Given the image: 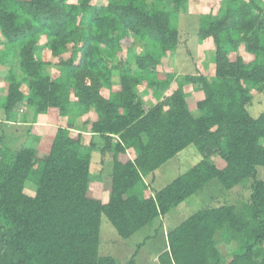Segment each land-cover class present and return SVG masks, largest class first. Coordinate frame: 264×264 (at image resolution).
Wrapping results in <instances>:
<instances>
[{"label":"trees","instance_id":"16d2710c","mask_svg":"<svg viewBox=\"0 0 264 264\" xmlns=\"http://www.w3.org/2000/svg\"><path fill=\"white\" fill-rule=\"evenodd\" d=\"M93 1L0 0V66L8 68L0 125L36 126L52 112L63 120L50 125L47 154L13 151L0 134V264H117L100 254L103 217L128 240L213 182L227 193L250 184V196L236 205L221 196L224 202L169 228L159 264H264V181L257 178L264 111L254 117L248 110L253 94L264 92V0H223L200 15L195 41L197 48L213 44V69L183 75L158 68L183 50L184 34L172 21L190 0ZM167 1L173 13L158 8ZM124 50L126 66L112 65ZM44 53L71 56L48 74ZM140 87L155 90V105ZM196 91L202 99L194 115ZM22 108L31 109L32 122ZM88 136V149L100 139L101 155L113 157L102 198L89 195L96 177L84 150ZM190 153L194 165L152 191L146 179ZM222 244L233 247L228 256Z\"/></svg>","mask_w":264,"mask_h":264},{"label":"rangeland","instance_id":"374dc122","mask_svg":"<svg viewBox=\"0 0 264 264\" xmlns=\"http://www.w3.org/2000/svg\"><path fill=\"white\" fill-rule=\"evenodd\" d=\"M222 1L223 0H190L189 3L179 11V14L173 18L172 23L184 34L183 37H181L182 43L184 44V46H182L183 50L173 57H168L165 60V68L159 67L158 71L163 70L167 72H175L178 75L193 74L195 68L199 66L204 72H206V70H209L210 73L212 72V63L214 62L213 44L205 41L197 48L198 42L195 41L197 39L195 35L199 28V16L220 9ZM146 2L151 5L153 1L146 0ZM93 4L95 6H105L108 2L107 0H94ZM158 8L163 11L174 12L173 3L168 1L158 4ZM186 35L190 36L189 40H185ZM191 39L194 40L192 43ZM45 42L46 39L40 40V44H44ZM130 42L132 47L138 50L139 54H142L140 43L135 41L133 37L130 38ZM189 49L192 51L191 53L188 52ZM4 50L6 51V48L0 46V52L2 53ZM240 53L246 60L249 59L243 49H241ZM70 56L71 53L62 58H59L56 54L52 53L46 54V57L42 56V59L46 61V72L48 74H53L58 70V65L61 62L66 61ZM77 56L78 55L76 54V57ZM127 56L128 55L124 50V52L120 53L114 61H111V64L115 65L119 61H122L126 66ZM7 70L8 68L6 66H0V107L5 102L6 82L3 77L6 76ZM114 74L117 75V70ZM138 93L149 107L157 103L155 90L153 91L145 87H140ZM169 94V92H166L165 96H169ZM253 95V100L251 106L248 107V110L252 116L258 117L264 111V92L261 94L255 93ZM191 97L189 100L191 111L196 115L198 112L196 111L195 104L202 99V94L199 91H196ZM22 113L27 115L28 122H32L33 113L31 109L22 108ZM17 115L19 118L21 114ZM54 117H57V115L55 112L54 114L52 112L47 118H38L40 122L36 125L37 127L30 123L27 125L14 123L13 125L11 124V126H9L10 124L4 123V125H0V134L7 133V137H5L7 140L6 144L11 147L13 151L19 150L22 147L30 146L36 147L40 154L48 153L50 143L55 133L49 126L61 125V122L63 121H60L58 117V119ZM92 117L93 116L91 115L90 118ZM80 121L83 122V119ZM35 127L39 134L37 139L32 133V130ZM34 140H39V143L36 145ZM94 142L96 145L95 148L88 149L90 137H85L84 150L91 151V172L96 177V181L91 185L92 190L90 189L89 195L94 198H102L104 197V194L109 192L113 157H111V152L106 153L104 156L101 155L100 152L104 148L103 141L97 139ZM191 153L188 157H186L185 154H181V156L171 160L168 164L151 174L146 181L150 185L152 191L170 185L175 179L186 173L196 162L192 159ZM257 170L258 180L264 181V168L259 167ZM250 191L251 188L249 184L245 187L239 186L231 193H227V191L223 190L217 182H213L207 189L204 188L197 195L171 211L167 217L164 219L161 218V220H156L152 225L144 228L128 240L120 238L108 219L103 217L100 234V254L114 258L117 261V264H128L133 256H135L134 264H159L158 254L166 244V233L169 228H175V226L182 221L206 206H217L218 203L220 204L222 201L224 202V199L220 198L221 196H224L226 199L228 198L230 203H233L234 205L239 202L242 204L243 201L249 198ZM220 248L224 255L227 256L229 251H232L233 249V247H230L229 249L226 244H222Z\"/></svg>","mask_w":264,"mask_h":264},{"label":"crops","instance_id":"0c3cea01","mask_svg":"<svg viewBox=\"0 0 264 264\" xmlns=\"http://www.w3.org/2000/svg\"><path fill=\"white\" fill-rule=\"evenodd\" d=\"M41 121H42V120H41ZM36 127H37V126H36ZM36 127L34 128L35 133H34L33 135H34L35 137H38L39 134H38L37 131H36V129H37ZM49 127H51V126H49ZM51 128H52V127H51ZM52 129L54 130V128H52ZM4 131H5V130H4ZM50 131H51V130H50ZM3 136H4V140H6L5 137H7V133L2 134V137H3ZM34 141L36 142V143H35L36 145H37V143H39V142H38L39 140H34ZM32 148H36V147H32ZM36 149H37V148H36ZM43 154H47V153H43Z\"/></svg>","mask_w":264,"mask_h":264}]
</instances>
